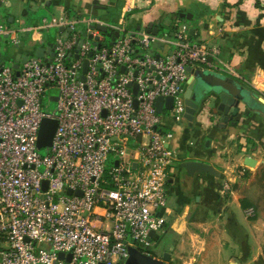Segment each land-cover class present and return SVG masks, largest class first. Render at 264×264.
<instances>
[{
	"label": "built area",
	"instance_id": "built-area-1",
	"mask_svg": "<svg viewBox=\"0 0 264 264\" xmlns=\"http://www.w3.org/2000/svg\"><path fill=\"white\" fill-rule=\"evenodd\" d=\"M7 3L0 0V9ZM124 4L118 24L95 17L74 21L66 14L17 30L43 42L42 30L60 29L48 62L28 56L22 65L0 53V264H125L129 246L149 253L151 233L166 227L168 173L177 155L175 135L163 132L156 101L174 97L172 123H188V67L219 72L211 59L220 50L194 42L185 24L171 35L134 33L128 22L136 3ZM79 23L87 25L85 35ZM98 25L120 36L111 44ZM11 33L0 23V36ZM21 43L15 39L12 47L20 60ZM157 44L175 49L152 56L147 51ZM52 88L58 108L49 113L43 102ZM45 119L57 120L58 128L50 154L42 157L37 144ZM224 188L231 191L230 183ZM245 214L258 215L254 207ZM39 243L48 249L37 250Z\"/></svg>",
	"mask_w": 264,
	"mask_h": 264
},
{
	"label": "crops",
	"instance_id": "crops-1",
	"mask_svg": "<svg viewBox=\"0 0 264 264\" xmlns=\"http://www.w3.org/2000/svg\"><path fill=\"white\" fill-rule=\"evenodd\" d=\"M133 1L136 8L129 14L130 31L150 33L157 29L159 35H171L179 24H185L194 42L219 48L220 55L211 62L220 73L264 98V0ZM19 6L25 10L22 12ZM124 6V0H8L0 19L25 25L45 17L41 14L48 11L53 16L90 15L113 24L115 19L119 22ZM156 46L158 57L169 56L175 49L168 44ZM227 66L233 74L222 72ZM219 118L215 106L210 104L197 115L193 127L182 124L172 143L177 160L168 179L166 215L173 232L166 227L164 242L168 244L172 235L197 239L191 226L203 229L214 239L205 252L203 245L197 247L188 259L170 251L173 264H254L264 259V207H256L257 201L264 200V119L244 107L236 126L228 124L222 128ZM248 158L256 161L255 167L245 164ZM187 160L212 165L220 177H190L181 167ZM227 182L231 191L224 188ZM257 188L260 192H256ZM244 199L256 208V218L245 214ZM203 214L208 216L198 220ZM199 239L205 244L206 238L200 235ZM218 250L219 254L216 252L213 257L212 251Z\"/></svg>",
	"mask_w": 264,
	"mask_h": 264
},
{
	"label": "water",
	"instance_id": "water-1",
	"mask_svg": "<svg viewBox=\"0 0 264 264\" xmlns=\"http://www.w3.org/2000/svg\"><path fill=\"white\" fill-rule=\"evenodd\" d=\"M153 28V25L151 24ZM94 28L100 30L103 33H108L110 28L107 26H94ZM64 31V28H61ZM154 35H158V30L152 29L149 31ZM120 36L119 32H115L112 37L111 44ZM92 39L93 36L91 35ZM98 40V37H96ZM24 42L21 43L23 47ZM36 56L44 59L46 62L49 58L55 56L54 45L49 44L47 47H40L36 50ZM48 56V57H46ZM28 55H24L21 60V64H25L28 61ZM3 64V63H2ZM16 70H19L20 64L14 65ZM88 71V61L84 64V73ZM190 78L184 87V98L186 104L185 118L190 127H193L195 120L200 111L204 110L207 106L212 104L215 106L216 112L220 114V125L222 128L227 127L228 124L233 126L237 125L236 119L243 110V107L249 111L257 112L264 119V98L258 97L238 80L227 76L226 74L212 71L209 69L195 70L188 67ZM19 75L20 73L17 72ZM82 80L85 81V76H82ZM137 92V88L135 90ZM52 100L56 101L57 98ZM174 97H159L156 101V108L159 114H162L164 110H172L174 107ZM137 106V102H136ZM58 128V121L55 119H45L41 124L38 139V149L45 150L52 147L53 139ZM210 141H207V145ZM247 166L255 167L256 161L252 158H248L246 163ZM181 167L186 170L190 177L196 175H212L214 177H220V173L212 165L187 160L181 164ZM47 189V182L45 183V190ZM72 190H68V194H72ZM78 195H82L81 191L77 192ZM156 232L151 233V238H154ZM129 258L125 264H173L172 254L165 252L162 257H154L153 255L141 251L135 246L128 247ZM64 253L59 255L60 259L64 258ZM71 259V255H69Z\"/></svg>",
	"mask_w": 264,
	"mask_h": 264
},
{
	"label": "rangeland",
	"instance_id": "rangeland-1",
	"mask_svg": "<svg viewBox=\"0 0 264 264\" xmlns=\"http://www.w3.org/2000/svg\"><path fill=\"white\" fill-rule=\"evenodd\" d=\"M19 8L22 9V12L25 10L24 6H19ZM4 8L0 9V15L4 13ZM29 10V9H26ZM44 11V10H43ZM13 12L15 13L16 11L13 9ZM43 14L41 15H46L45 17H42L36 22H27L25 25L21 22H17L14 24H10L7 20L3 21L0 19V23H4L5 25L8 26L10 31H12L11 35L9 37L6 36H0V53H2L3 58L6 59L7 61H13L14 63H20L21 60L16 56V53L12 50V47L15 46L14 40L18 39L19 41L25 42V46L22 49V54L23 55H28L30 58L36 56V50L39 47L42 46H48L51 42H53L57 36L60 34V29L57 27H52L50 29H44L42 30V33L44 35L43 42H38L35 41L34 39V34L32 32H17V30H23L26 27H31V26H38L41 24H44V20L47 19V21L50 23L53 19V17H57L59 19L63 18V15L60 16H53L50 14L48 11L42 12ZM20 17H23L21 15ZM69 17L74 20V21H83L84 19H88L90 15H84V16H78V15H71L69 14ZM19 18V17H18ZM113 24H118V21L116 19L113 21ZM180 25V24H179ZM78 29L84 33V35L87 32V25L83 23H79L77 25ZM163 33H161L162 35ZM111 35V30L105 35L106 40L105 41H110V36ZM207 44V43H206ZM208 46H211L208 44ZM158 47L156 45L152 46L151 48L148 49L147 52H149L152 56L156 55ZM146 51H143L145 53ZM54 94H58V91L55 88L49 89L46 92V97L44 98L43 105L45 107V110L49 113H54L57 111V102L51 100V96ZM162 123H161V128L163 129V132L168 133L171 132L175 135L178 134V130L181 128L183 123L177 124V123H172L173 121V111L171 110H165L162 114ZM173 147V146H172ZM39 155L42 157H46L50 154L49 149L45 150H40L38 151ZM112 167L111 164L108 165V170H110ZM41 170H44V167L40 168ZM171 173V168L169 169V175ZM258 189V190H257ZM256 189V192H260L259 188ZM169 188L167 187V191ZM169 193V191H168ZM169 197V195H168ZM261 198V197H260ZM169 199V198H168ZM259 199V198H258ZM256 207L259 209L260 207H264V200L261 202L257 201L256 202ZM210 216H214V214L207 213ZM204 216L208 215H201V217L198 218V220H201L204 218ZM197 219V218H196ZM191 232H193L196 236L198 235L197 239L193 240L190 236H187L188 238L182 239V237H176V236H169L168 244L164 242V231L166 230V227L164 228L163 231L157 233V235L152 239L151 247L148 249L149 252L154 251L157 256L162 257L163 252H174L175 254H181L185 258H190L193 257L194 253L196 252L197 247L202 246L204 249V252L207 250V244L211 245V241L214 240L211 238L210 234H207L203 229L191 226ZM202 236V239H205V244H201L202 241H200L199 236ZM170 243V244H169ZM212 248V247H211ZM48 249V245L45 243H39L37 245V250ZM203 249L201 251H203ZM213 253L212 256L214 257V253L217 255L219 254L218 251H212ZM202 252L198 254L199 259H201Z\"/></svg>",
	"mask_w": 264,
	"mask_h": 264
},
{
	"label": "trees",
	"instance_id": "trees-1",
	"mask_svg": "<svg viewBox=\"0 0 264 264\" xmlns=\"http://www.w3.org/2000/svg\"><path fill=\"white\" fill-rule=\"evenodd\" d=\"M104 35H107V33H104ZM110 36H111L110 39H112V37H113V33H112V31H111V35H110ZM51 43H52V42H51ZM242 207H243L244 209H248V208H250V207H254V206H251V204L249 203V201H247L246 199H244V200L242 201ZM167 226H168V230H169L170 232H173V231L171 230V228H170L171 224H170V225H169V224H166V227H167ZM149 253H150L151 255H153L154 257H158L154 251L149 252ZM254 264H264V259H261V260H259L258 262L254 263Z\"/></svg>",
	"mask_w": 264,
	"mask_h": 264
}]
</instances>
